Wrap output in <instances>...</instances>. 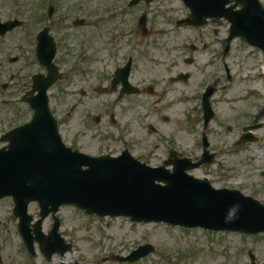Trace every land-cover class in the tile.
Masks as SVG:
<instances>
[{
  "label": "rangeland",
  "instance_id": "rangeland-1",
  "mask_svg": "<svg viewBox=\"0 0 264 264\" xmlns=\"http://www.w3.org/2000/svg\"><path fill=\"white\" fill-rule=\"evenodd\" d=\"M29 1L30 8L36 5L35 8H37L43 0H32L31 4V1ZM126 1L63 0L66 9L81 6L85 12L95 14L102 12V14H105L106 11L110 10L109 12L118 16L98 27L77 28L71 22H67L62 26L64 27L62 30L70 35L71 42H77L78 46L71 52L67 50V47L59 45L57 60L61 59L60 57H65L66 63L64 64L69 67L80 56L78 47L82 43H88L87 45L90 48L88 51L92 55V58L85 62L89 68L87 74L80 75L78 67L74 68L72 72L66 71L65 78L57 81L50 89L53 110L60 122H64L62 124L63 134L64 129H67V132L71 134L70 137L73 134L83 136L85 145L87 144V149L90 151L101 152L107 149L103 144L105 137L103 126L105 122L104 120L97 122L96 118L99 119L100 116L108 112L113 106L112 104H116V107H119L124 126L120 128L121 135L117 129H110L115 133L113 138H117L118 134L119 137L123 136L124 139H130L131 143L136 144V154H145L144 158L148 162L157 164L166 157L162 150L154 149L153 151L152 147L154 143H157L155 147L158 143L166 145V139H162L161 136L162 134L166 136L169 133L176 134L175 136L180 140L187 156L197 157L202 152V142L198 137L202 127L201 122L199 124L200 119L198 120L199 111L194 108L196 107L194 102L182 103L179 98H181L180 95L183 91L192 92L194 90L193 88L197 85V80L201 75V73L199 74V68H202V62L205 64L207 59L204 61L205 56L203 53L201 55L193 53L197 62L186 65L184 63L185 54L178 56L177 52L172 50L182 40L191 41L193 34H195L192 29L177 28L173 25L175 19L186 16L188 13L181 0H154L149 7V18L151 20L148 28L150 33L148 35L140 33L137 48L133 51L137 56L134 80L139 81L140 85L144 87L149 78L168 77L181 69L184 71L189 70L192 74L190 80L171 85V92L168 93L167 99L163 103L160 102L161 98L151 97L146 93L126 95L118 100L113 91L102 94L101 92L92 91L89 88L90 83H86H95L97 80H103L105 83L109 79L108 72L112 71L115 62L111 61L112 58H110L112 50L121 47L120 53L126 56L131 52L132 42L126 44L130 36H122L120 41H117L115 35L113 36L115 33L114 21L118 18H121L120 21L125 19L126 22H121L120 27L124 26L126 30L131 29V23H136V19L141 14L144 6L140 4L129 9L125 8L121 14L115 13L117 7L126 6ZM12 6L14 7L12 0L5 2V8L8 12L13 9ZM1 15L2 20L8 17L2 13ZM35 28L32 30L34 31ZM27 29L28 27L17 29L11 34L0 37V100L5 96L2 84L4 81L11 84L10 90L12 92L8 95L16 96L29 90L34 73L38 71L46 73L45 68L35 58L34 42L31 44L27 37H24ZM227 29L228 26L225 22L219 25V36L225 37ZM58 32H61V29ZM134 44L136 45V43ZM61 48L64 53L61 52ZM189 53L192 52L189 51ZM12 56H19L20 59L17 62H11L10 57ZM159 56L167 59L165 65L161 66L149 61L150 57L159 58ZM230 56L229 64L234 62L244 67L243 70L246 75L251 77L246 78L244 74L245 78L238 81L233 91L235 99L233 102L218 103L219 117L223 113L239 116L238 113L241 110L243 112L249 111L252 120L264 119V77L261 78V75H264L261 74L264 71L263 54L257 48L247 45L242 39H235ZM116 61L121 62L122 58H118ZM65 66H63L64 69ZM169 67L173 68L169 69ZM203 69L209 70L210 65ZM166 83L162 85L166 86ZM224 97L223 94L218 93L217 100L220 101ZM14 98L10 97L9 99L13 100ZM74 101H80V107L75 116L71 117L68 110ZM12 105L14 104H11L10 101L9 103L0 101V128L2 130L6 127L5 120L11 113V107H15ZM20 109L25 114L22 120L28 118L31 110L24 104ZM15 111L18 112L17 109ZM164 114L170 115L171 119L164 121L162 119ZM152 125L161 128L162 134L158 135L151 128ZM218 127L214 121L212 129L216 132L219 129ZM221 133H224V131H221ZM259 133L264 135V128ZM217 142L222 143L216 136L211 141L212 151L214 147H217ZM98 148L100 150H97ZM262 168H264V136L259 144L253 143L247 151H221L215 164L204 165L202 168L194 170L193 173L200 177L207 175L216 187L238 186L245 193H253L264 201V177L258 173ZM241 183H246V185L243 186ZM253 184L261 185L258 193L257 188H251ZM3 203L5 206L6 203ZM8 211V208L0 211L4 221L0 225V255L4 261L2 264H76V260L82 261L84 264H131L113 259L102 261L101 258L110 252L127 254L130 252L129 250L134 249L138 244L152 242L155 239L163 240L166 244L169 243L172 248H179L181 252H178V254L168 252L165 257L161 253L164 251L161 250L159 245V250L155 254L147 256L134 264H180L181 261H195L204 264H239L243 260L245 262L249 261L246 254L243 253L248 248H252L259 256V263L264 261V240L230 237L229 247L222 248L219 241L226 238L224 235L217 236L196 230L186 233L183 240H178L177 236L182 235L179 232L180 228H173L170 225L161 223L138 224L132 223L126 218H100L72 208H65L60 212L63 220L61 230L68 240L74 242L73 251L66 252L63 256L55 255L50 261L46 260L38 251V255L33 257L30 262V258L23 252L20 238L14 233L16 232V222L9 223L7 221L5 215L8 216ZM50 227V221L45 222L44 230H48ZM214 244L219 251L211 253V246H215Z\"/></svg>",
  "mask_w": 264,
  "mask_h": 264
},
{
  "label": "water",
  "instance_id": "water-1",
  "mask_svg": "<svg viewBox=\"0 0 264 264\" xmlns=\"http://www.w3.org/2000/svg\"><path fill=\"white\" fill-rule=\"evenodd\" d=\"M185 1L193 11L187 21L196 24L201 4L199 0ZM226 3L227 0H220L221 5ZM216 14L226 15L232 21L230 39L242 35L264 50L263 10L226 12L220 7ZM142 21V28H145L146 21ZM46 51L50 52L51 48H45ZM45 63L49 66V77L36 76L34 90L40 91L35 100L29 99L36 112L33 121L21 131L27 130L21 145V150H27L31 157L25 162L27 170L22 166L24 155L0 149V199L13 193L17 196V204L39 201L42 217L37 224L39 235L36 238L43 248L47 244L64 252L58 220L49 237L41 233L43 219L64 203L86 208L89 213L127 215L134 220L166 221L211 229H264V205L259 201L235 190H216L210 183L187 173V169L208 161L206 138V157L197 163L177 166L173 172L165 166H146L128 156L96 158L66 147L59 136L47 95L48 87L61 75L51 58ZM37 127L41 131L36 130ZM39 135L43 136L42 146L36 149ZM212 160L213 157L209 162ZM36 162L38 168L34 167ZM83 166L88 168L83 169ZM25 240L28 242V237L25 236Z\"/></svg>",
  "mask_w": 264,
  "mask_h": 264
},
{
  "label": "flooded vegetation",
  "instance_id": "flooded-vegetation-1",
  "mask_svg": "<svg viewBox=\"0 0 264 264\" xmlns=\"http://www.w3.org/2000/svg\"><path fill=\"white\" fill-rule=\"evenodd\" d=\"M39 4V3H37ZM36 5V2H35ZM37 6V5H36ZM36 6L31 7L30 12L33 14H35V20L36 21H40L42 18L39 16V14L43 13V1H41V5L39 4V6L37 8H35ZM65 8V7H64ZM66 9V8H65ZM67 10V9H66ZM61 12V9H59V11L57 12V9H54V13L52 14V27H51V31L54 30V33H56L58 36L64 37L67 33L62 30L64 27H62L65 23L70 22L69 18H66L65 16H60L58 15V13ZM59 29H61V32H58ZM219 31L215 29L214 24L212 22H209L208 24H206L203 28L200 29V31L198 32V38H197V43H196V48L195 51H197V54L201 55L202 53L205 56V60L207 59L206 63L201 64L202 68H199V74L201 73V75L198 78V88H197V95L196 97L193 98V101L197 104V106L195 107L196 110H199V118L198 120L201 118V114H202V102L205 96V93L208 91L209 86H211L210 92H209V99L211 101V104L214 108H218V103H223V102H233L234 99V95H233V91L235 90V87L238 83V81L243 80L245 78V71L243 69L240 68V65L235 64L234 62L232 64H229L227 62V59L229 60V58L231 57V51L233 50V46H231V49L228 53H226L225 50V41L222 38L218 37ZM218 44V46H217ZM190 48H193L190 46ZM181 54H178V56H180ZM132 57V69H131V75L136 71V67H135V58L134 56ZM129 59V58H128ZM189 58H184V63L186 65H191V64H195V57L192 56V62L191 63H187ZM125 65V63L123 64ZM121 64V66H123ZM208 65H210V69H203L206 68ZM120 66V67H121ZM176 67L178 68V66L176 65ZM173 67H169V69H172ZM181 70L175 72L176 74L180 73ZM245 74V75H244ZM180 74H178V76L175 78L177 79L179 77ZM250 77L246 75V78ZM110 81H106L105 84H108ZM171 85V81L169 82ZM7 88L10 89V85L7 83ZM218 93H220V95H224V98H221L220 101L217 100L218 97ZM164 92H160L159 96L164 95ZM227 97V98H226ZM162 103L164 102V98L161 99ZM222 100V101H221ZM180 102H184L183 98H179ZM170 104V103H169ZM113 110H108V112L104 113L102 116H100L99 118V122H101V120L104 122L105 121H109L111 123L114 124H119L120 119H123L121 116V113L119 111V107L116 108V104H112ZM15 109L18 110V112L15 111ZM116 109V111L114 110ZM115 115V121L113 120V113ZM240 114L239 116L237 115H232L230 113H228L227 115H225V117L227 118V121L230 123L226 126V129L222 127V125L219 127V130H217L215 132V130H213L211 128V124L209 125V132L208 134L212 137L215 138L217 136V138L219 139L220 142H229L231 143L230 145L235 148V147H241L244 145H249V142H245L242 144H239L242 139L246 138V133L249 131L248 127L251 126L253 123H251L252 121V117L251 114L249 113V111L243 112L240 110ZM25 114L24 112L20 109V107L16 108L13 107L11 109V113L6 117L7 120L6 121V125L8 124L9 127H7L8 129H11L13 126H17L19 124H21L22 119L24 118ZM97 119V118H96ZM162 119L164 120L165 117L162 116ZM170 120V119H169ZM214 121V119L212 120V122ZM161 128H157L158 131H160ZM67 131V129H66ZM221 131H224V133H221ZM216 136H215V134ZM176 134H167V136L169 137L168 141L171 142L172 140H174L175 142H179L180 140L175 136ZM68 136H71L70 133H68ZM73 134L72 138H78V140L81 142L83 141V136L77 134ZM83 137V138H82ZM132 146V145H131ZM225 145H221V146H217L214 148V152H220V150H223L222 148ZM171 147V145L169 146ZM176 147L178 148L177 150L179 151V153H177V155H182L183 150L181 148V144H177ZM126 148L130 149L129 146V142L128 145L126 146ZM131 150V149H130ZM170 152V153H169ZM173 151H170V149H167V153L172 154ZM179 155V156H180ZM32 207H37L36 203H32L31 204ZM32 211H36V210H32ZM14 215L11 213V217L9 219L10 222H13L15 219V217H13ZM226 233V232H224ZM231 242V240L229 241ZM229 247L228 245H223L222 248H226ZM264 252V251H263ZM241 253V251H240ZM244 254H246V256L248 257L249 261L245 262L244 260L239 262V264H264V261L262 263H259V256L256 254V252L252 249V248H248L247 251L243 252ZM181 264H193L190 262H181Z\"/></svg>",
  "mask_w": 264,
  "mask_h": 264
}]
</instances>
